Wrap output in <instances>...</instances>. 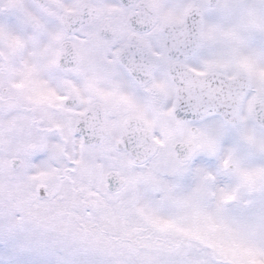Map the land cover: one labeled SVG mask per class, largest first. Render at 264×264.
Segmentation results:
<instances>
[{"label": "snow or ice", "instance_id": "snow-or-ice-1", "mask_svg": "<svg viewBox=\"0 0 264 264\" xmlns=\"http://www.w3.org/2000/svg\"><path fill=\"white\" fill-rule=\"evenodd\" d=\"M0 264H264V0H0Z\"/></svg>", "mask_w": 264, "mask_h": 264}]
</instances>
